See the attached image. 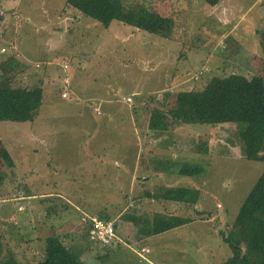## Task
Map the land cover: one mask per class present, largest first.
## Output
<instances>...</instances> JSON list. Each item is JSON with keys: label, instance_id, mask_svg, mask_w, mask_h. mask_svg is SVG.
<instances>
[{"label": "rangeland", "instance_id": "374dc122", "mask_svg": "<svg viewBox=\"0 0 264 264\" xmlns=\"http://www.w3.org/2000/svg\"><path fill=\"white\" fill-rule=\"evenodd\" d=\"M65 1L0 0V49L6 50L0 51V64L12 50L21 63L5 66L11 85L43 89L32 122H0L3 258L37 264L45 240L57 236L84 264L221 263L231 252L220 233L233 222L264 163L241 158L234 124L183 125L166 133L151 132L147 124L150 113L169 109L180 93L202 90L212 78L264 76V60L245 53L254 37L236 31L245 49L234 50L233 34L230 49L223 50L224 30L202 0L123 1L125 10L145 7L172 19L168 39L119 22L104 29ZM224 1L232 4L233 19L245 13L246 24L256 27L257 16H264V0ZM12 14L21 20L14 23ZM64 92L67 100L60 97ZM127 96L129 104L122 101ZM182 164L197 165L202 174L180 176ZM170 188L194 189L199 197L191 204L165 201ZM82 213L109 217L123 243H89ZM155 216L190 222L161 236L141 235L144 221ZM136 245L149 249L145 260L127 247ZM245 251L252 260L257 255Z\"/></svg>", "mask_w": 264, "mask_h": 264}, {"label": "trees", "instance_id": "16d2710c", "mask_svg": "<svg viewBox=\"0 0 264 264\" xmlns=\"http://www.w3.org/2000/svg\"><path fill=\"white\" fill-rule=\"evenodd\" d=\"M123 1L66 0L65 3L82 16L100 24L104 29H107L112 22H119L164 39L170 37L174 27L172 19L161 17L145 7L125 10ZM202 1L213 7L221 0ZM4 16L0 17V21ZM257 37L264 58V30L258 31ZM11 52L12 55L5 64H0V122H32L43 103V89L35 85L24 90L11 85V77L6 76L8 71L5 66L19 68L21 63L20 56L15 58L12 50ZM135 116L137 117L136 112ZM192 124H234L242 142L241 158L250 162L264 163V79L259 76L248 78L241 75L212 78L202 90L180 93L175 105L169 109L150 113L147 128L151 132L166 133L176 127ZM2 156L12 167L13 163L8 153L2 151ZM177 173L180 176L197 177L202 174V169L197 165L182 164L179 165ZM198 196V191L194 189L170 188L165 191L162 198L165 201L191 204L196 202ZM99 218L110 220L107 216ZM127 220L138 225L131 217ZM189 222L188 219L178 216H155L151 221H144L145 227L140 229V234L147 237L155 236ZM220 236L223 244L231 252V256L222 264H264V172L245 198L227 231L221 232ZM246 248L257 254L253 259L255 261L248 256ZM0 264H19L13 255L3 258L1 231ZM37 264L84 263L57 236H51L45 240L44 255Z\"/></svg>", "mask_w": 264, "mask_h": 264}, {"label": "crops", "instance_id": "0c3cea01", "mask_svg": "<svg viewBox=\"0 0 264 264\" xmlns=\"http://www.w3.org/2000/svg\"><path fill=\"white\" fill-rule=\"evenodd\" d=\"M259 1L260 0H257L256 2H259ZM256 2H254V3L257 4ZM255 4H253V5H255ZM232 8H233L232 4L229 3V2H227V1H224V0H221L217 5H215L213 7H210L211 13H210L209 16L212 19L215 17V20H216L215 21V24H216V26H219V27H221V29L223 28V30H224V35L221 38L219 37V40L221 41L220 43H221V45H223L221 48L223 50L230 49V45L228 43V40H229V38L233 34H235L234 35L235 39H234V42H233V46L232 47L234 48V50L236 52L243 51L245 48L244 47H240L237 44V40L240 39V37H239L238 34H236V31H242V32H245V34H250V36H253L254 37V40H251L252 41L251 50L250 51H247L245 49V53H247L249 55V58L250 59L251 58L254 59L256 57V58H259L261 60H264L263 57L259 56L262 53H261V48H260L259 41H258V37H257V32L258 31H261V30H264V16L263 15H258L257 16V22H256V25L257 26L255 27L254 26L255 24H253V23L252 24H246V17L247 16L245 15V13H241L239 16H237L235 19H233L232 18V16H233V14H232ZM211 50L214 51L215 50V46H213ZM210 58L211 57H208L207 58V61H210ZM257 76L262 77L264 79L263 73L260 74V75H257ZM92 102H94V104H96V103H99L100 104L101 100L100 101H97L96 99H93ZM101 103L102 104H106V103H108V101H103ZM20 201H22V200H20ZM184 226L185 225H183L181 227H178V228L174 229V231H176V230H178V229H180V228H182ZM116 230H117L118 236L120 237V233L118 232L119 230L117 229V227H116ZM172 231L173 230H171L169 232H164V233L159 234L157 236H161V235L170 233ZM141 240H145V238H141L140 241ZM229 256H222V260H221L222 262L221 263H223L224 261H226ZM221 263H219V264H221Z\"/></svg>", "mask_w": 264, "mask_h": 264}, {"label": "built area", "instance_id": "2783aa9c", "mask_svg": "<svg viewBox=\"0 0 264 264\" xmlns=\"http://www.w3.org/2000/svg\"><path fill=\"white\" fill-rule=\"evenodd\" d=\"M0 16H4V13L2 11L0 12ZM11 17L15 21L14 23H18L21 20L20 17L16 14H12ZM0 51L2 53L6 52L5 48H1ZM60 97L62 100H67L68 93H61ZM122 101L129 104L131 102V98L125 97L122 98ZM94 111L98 113L97 108ZM80 222L85 229V233L87 235V240L89 243L96 244L102 248H110L114 245L123 243V240L117 234L116 226L113 221H105L100 219L97 215L82 213ZM127 247L141 260H145V256L149 253V249L145 247Z\"/></svg>", "mask_w": 264, "mask_h": 264}, {"label": "clouds", "instance_id": "9594fccd", "mask_svg": "<svg viewBox=\"0 0 264 264\" xmlns=\"http://www.w3.org/2000/svg\"><path fill=\"white\" fill-rule=\"evenodd\" d=\"M129 249V248H128Z\"/></svg>", "mask_w": 264, "mask_h": 264}]
</instances>
